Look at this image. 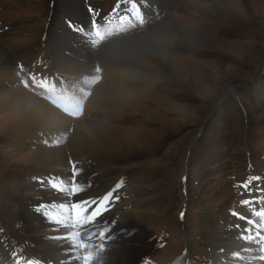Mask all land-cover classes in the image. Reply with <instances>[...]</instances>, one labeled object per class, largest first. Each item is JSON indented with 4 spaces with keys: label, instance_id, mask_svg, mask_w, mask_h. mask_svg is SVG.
Masks as SVG:
<instances>
[{
    "label": "rangeland",
    "instance_id": "1",
    "mask_svg": "<svg viewBox=\"0 0 264 264\" xmlns=\"http://www.w3.org/2000/svg\"><path fill=\"white\" fill-rule=\"evenodd\" d=\"M88 5L95 8V15L116 5L113 12L127 25L123 28L122 21L114 20L106 28L100 23L98 30L106 37L99 40L92 34L94 12H88ZM51 26L56 38L49 36ZM185 29L204 37L194 40ZM144 34L175 48L179 69L190 84L155 58H151L152 69H138L147 76L145 82L135 81L132 72L101 75L102 69L120 68L118 58L106 60L107 48L110 55L119 51L133 63V55L142 51L131 44ZM0 36L15 60L9 67L0 61V77L7 72L0 81V94L14 87L30 91L17 81L29 80L21 72L33 71L37 78L52 75L63 83L88 76L87 67L81 72L67 68L71 61L87 63L92 58L88 52L95 59L91 70L102 83L113 87L122 82L129 88L124 92L126 104L110 116L98 113L114 127L116 138L94 151L100 159L91 153L82 162L88 172L80 176L74 195L70 192L73 175H52L57 167L37 158L36 152L51 142L36 141L24 126L9 129L12 115L0 111V231L16 258L29 259L31 242L23 229L26 224L35 227L34 220H23L22 199L46 203L42 209L64 207L70 198L86 194L92 201L114 188L110 198L119 196L114 210L99 216L91 227L95 232L104 230L100 218L108 215L127 221L128 226L122 227L132 230L125 236L131 245L128 264H209L211 260L224 264L223 256L211 259L204 254V245L212 242L207 229L235 227L236 236L240 221L256 225L250 218L264 212V0H0ZM127 67L135 70L131 64ZM39 132L38 137L49 133ZM73 134L69 129L59 137L68 143ZM99 165L105 169L101 179L96 177ZM47 173L51 177L45 187L46 181L43 185L38 181ZM259 196L260 202L254 201ZM222 210L229 226L214 224ZM66 211L53 210L50 218L71 229L64 220L71 218ZM60 217L63 220L56 219ZM72 243L80 253L92 241ZM263 245L249 244L248 250L233 257L247 259L248 251L257 255ZM78 256L79 264L84 263L85 255ZM98 258L96 252L95 263L103 264L104 257Z\"/></svg>",
    "mask_w": 264,
    "mask_h": 264
},
{
    "label": "bare ground",
    "instance_id": "2",
    "mask_svg": "<svg viewBox=\"0 0 264 264\" xmlns=\"http://www.w3.org/2000/svg\"><path fill=\"white\" fill-rule=\"evenodd\" d=\"M57 14L58 13L56 12L52 18V26L57 20ZM76 17L77 15L74 16V19ZM74 19L71 20L72 24ZM52 26L50 27L48 33L50 37L56 38L57 35ZM183 32L194 40H199L204 37V35L199 32L187 29ZM97 33L105 34L103 30H97ZM136 40V44L134 45L132 43L131 45L134 46V48H140V50L145 53L142 54V52H140L137 55L134 54L132 63L127 61L126 57L121 52L119 53V51H114L116 53H112V55H110V48H107V50H105L107 55L106 60L110 61V57L118 58L120 61L116 64V66L120 68L109 67V69H102L101 75L104 72L114 71H116L115 73L117 74H127L128 72H132L135 75H132L135 81L141 80L142 82H145L147 76L142 74L144 71L138 69H140V67H145L147 69L153 67L154 64L151 62V58H155L171 74L181 77L185 81V84H190V78L179 69V62L177 61L178 58L175 48L171 46L168 41L165 42L162 38L155 40L150 36V34L140 35ZM81 41L85 42L83 39ZM124 41L125 39L117 44H123L122 42ZM86 47L88 50L91 48L89 44H87ZM126 50H128V47ZM88 53L92 58H89L87 63L80 62L77 63V65H75L77 61L67 63V68L71 67L73 72H81L84 67H87L89 69L88 76H82L75 81L68 80L64 83V85L61 83L55 84L56 88L61 87L62 91L68 92V94L73 97L74 104L70 103L71 110L67 112H63L58 108L55 109L45 101L48 100V92L41 87V84L39 83L41 79L37 77L33 81L31 80L32 82L26 79L17 80L20 85L24 84V86L30 90L29 92L21 89V87H14L7 89L4 93L0 94V111L5 110L12 115V123L9 126V129L24 126L25 128H30L32 130V136L36 138V141L43 144L51 142L52 145L50 147L41 146L42 148L36 152L38 160L57 167V169H54L51 172L52 175L62 177V174L65 172L66 175H73V179H75L77 183L81 180L80 176H83L88 172L85 164L82 163L83 161L85 162L87 159L86 157L91 153H94V156L97 157L98 155L96 154V149H101L107 142L113 144L111 140L116 138L114 133L115 131L113 130L114 127L109 126V124L104 122L103 117L99 116L98 113L101 112L100 114L104 113V115L110 116L117 110V108L126 104V95L124 92L129 89L128 87H123L122 82H120V87H118L120 83L113 87L106 86L102 83L97 73H95V70H91L92 62H94L95 59L93 58L94 56L91 55V52ZM12 58V54H10L6 46L0 42V61L6 62V64H8L6 66L9 67L11 64L14 65L15 60H12ZM130 64L133 65V69L137 71L132 70L131 68V70H129L127 66ZM6 73L7 72L2 73L0 81L2 78L6 77ZM20 74L23 77H27L23 72ZM154 80L155 78L153 77V81ZM87 92L88 94H86ZM7 120L10 121L9 119ZM72 124L74 125L70 127ZM69 129H73L74 134L70 137V142L65 143V138L59 137V134L60 132H64L65 130L68 131ZM39 130H44V132L49 133L43 134L42 137H38V134H42ZM50 131H52V133H50ZM128 143L135 144L130 141ZM32 155L35 156V153ZM98 158L100 159V156H98ZM70 162L76 164L74 172L75 176L70 170ZM103 170H101L99 165L98 171L96 172V177L98 175V179H101L104 176L105 171ZM51 174H43L38 183L43 185L44 181H46L45 187H47L49 184L48 180L50 179L48 176ZM51 182H54V180ZM55 198L56 196L52 195L51 199L55 200ZM74 198H76L77 201L85 199L87 200L86 202H88L91 200L86 194H83V197L76 196L72 199H69L68 197L69 203L64 207L56 205L57 208L54 206H47L42 209V206L46 205V203L40 204L39 201L34 200L27 202L22 199L21 205L25 209L24 215H26V217L23 215V220L25 222L28 220H34L35 224V227L30 226L29 224L24 225L23 230L31 242V247L28 250L29 260L25 261V264H29V262H32V264H79L78 255L80 254L82 257L83 254L86 256L89 253L92 254V258L88 264H100L95 263L96 252L99 256L98 259L102 256L104 257L103 264H128L129 260L131 261L132 259L130 253L131 245L127 242V237L125 236L128 233L132 234V230L122 227L128 226L127 221L115 219L113 215H108L110 216L108 218L105 216L100 218L103 223L104 230H96V236H98V239H91L92 243H88L84 251H80V253H78L76 252V245L74 243L69 244V242L83 243V239L79 237V233H84L88 229L89 231L94 230L91 226H89V228H85L86 226H83L82 229L76 230L77 228L71 225L72 218L68 219L65 217L64 220L69 222L71 225V229H68L61 225V221H54L50 218L52 217L53 210L62 214L63 208L69 209L71 200L72 202H77ZM37 210L40 212H37ZM28 213L35 214H32L28 218ZM226 214L227 213L224 210L220 211L218 215L219 220L214 222V224L217 222L218 224L227 223L229 226L230 219L226 216ZM236 224L238 225L237 222ZM239 225L241 231H239L236 236L233 234V232L237 230L235 227L231 230L223 231L221 227L214 229L210 226L207 229V237L210 238L209 240L212 242L209 241L204 245V254L207 253L211 259H213L216 255H219L220 257L223 256L221 258H225L226 260L224 264H264V260L261 261V259H259L261 255H264V252H260L256 255L255 250L252 249L247 252L249 254L247 259H244L242 256V259L233 257L235 254L238 255L242 249L248 250L249 244L256 246L257 242L260 241L259 239H254L250 242V240L246 239L248 237L247 235L250 233V231H246V229L252 230L253 224L249 227L247 223L240 221ZM241 237L245 238L242 239ZM245 241H247V243H245ZM0 243V264H17L18 261L14 251L8 246L6 237L1 233V231ZM22 262H19L18 264ZM84 263L82 262V264ZM209 264L216 263L214 260H211L209 261Z\"/></svg>",
    "mask_w": 264,
    "mask_h": 264
},
{
    "label": "snow or ice",
    "instance_id": "3",
    "mask_svg": "<svg viewBox=\"0 0 264 264\" xmlns=\"http://www.w3.org/2000/svg\"><path fill=\"white\" fill-rule=\"evenodd\" d=\"M244 186L247 187V185H244ZM117 187H119V185H117ZM111 195H112L111 193H109L108 195H106V196L104 197V200H105V201L109 200L110 197H111ZM85 203H87V202H85ZM94 203H95V202H94ZM244 203H249V202H248V201H245ZM100 212H101V208H96L95 211H93V213H92V217L98 216V215L100 214ZM257 215L264 217V212L257 213ZM249 223H254V222L249 221ZM246 231H250V229H246ZM241 238L243 239V238H245V237H241ZM246 239H248V240H252L253 237H252L251 235H249ZM256 239H260L262 242H264V237H260V236H259V233H257V235H256ZM261 251L264 252V248H261ZM91 258H92V254H91V253L87 254V255L84 257L85 264H88V262L91 260ZM259 259L264 260V255H261V256L259 257ZM29 264H32V262H29Z\"/></svg>",
    "mask_w": 264,
    "mask_h": 264
},
{
    "label": "flooded vegetation",
    "instance_id": "4",
    "mask_svg": "<svg viewBox=\"0 0 264 264\" xmlns=\"http://www.w3.org/2000/svg\"><path fill=\"white\" fill-rule=\"evenodd\" d=\"M247 190V189H246Z\"/></svg>",
    "mask_w": 264,
    "mask_h": 264
}]
</instances>
